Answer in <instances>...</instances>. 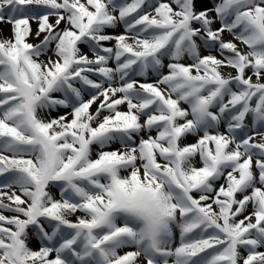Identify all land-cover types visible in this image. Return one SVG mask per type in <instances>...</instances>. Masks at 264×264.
I'll use <instances>...</instances> for the list:
<instances>
[{
  "label": "snow or ice",
  "instance_id": "1",
  "mask_svg": "<svg viewBox=\"0 0 264 264\" xmlns=\"http://www.w3.org/2000/svg\"><path fill=\"white\" fill-rule=\"evenodd\" d=\"M208 5L0 0V264H264V0Z\"/></svg>",
  "mask_w": 264,
  "mask_h": 264
},
{
  "label": "rangeland",
  "instance_id": "2",
  "mask_svg": "<svg viewBox=\"0 0 264 264\" xmlns=\"http://www.w3.org/2000/svg\"><path fill=\"white\" fill-rule=\"evenodd\" d=\"M208 6H211V0H209V5ZM214 27H219V24L218 23L217 24H214ZM108 31L111 34H119V33L123 32V28H122V26H120V27H117L116 29H109ZM2 32H3V35L4 36H11V28H10V25L4 24L2 26ZM225 39H231V37L227 33H225ZM108 46H111V45L109 44ZM242 47H246V46H242ZM201 51H202V54H207L203 50V48L201 49ZM89 55H91V53H89ZM185 62H187V61H185ZM165 71H167V70L165 69ZM223 71L224 72H228L230 70L227 69V68H225V69H223ZM140 79H142V78H140ZM150 79H154V77H150ZM183 106L184 107H187V105H183ZM153 135H155V133H153ZM194 141H195V137H188L187 141H182V143L194 142ZM93 155L95 156V149L93 151ZM196 164H197V166H199V159L198 158L196 160ZM125 174L126 173H122V175H125ZM56 196H57V198H59L58 193H56ZM77 215H80V214L77 213ZM72 219H75V217H72ZM174 239L176 241H178V239H179V231H178V229H174ZM36 243L37 242L35 240H32L31 241V246L35 248L36 247ZM127 250H130V249H125V251H127Z\"/></svg>",
  "mask_w": 264,
  "mask_h": 264
},
{
  "label": "clouds",
  "instance_id": "3",
  "mask_svg": "<svg viewBox=\"0 0 264 264\" xmlns=\"http://www.w3.org/2000/svg\"><path fill=\"white\" fill-rule=\"evenodd\" d=\"M169 227H171V225H169Z\"/></svg>",
  "mask_w": 264,
  "mask_h": 264
}]
</instances>
